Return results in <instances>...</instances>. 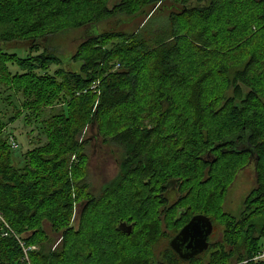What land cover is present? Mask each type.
Returning <instances> with one entry per match:
<instances>
[{
	"label": "trees",
	"instance_id": "trees-1",
	"mask_svg": "<svg viewBox=\"0 0 264 264\" xmlns=\"http://www.w3.org/2000/svg\"><path fill=\"white\" fill-rule=\"evenodd\" d=\"M111 1L0 0V84L22 99L14 119L67 106L23 166L0 109V264H29L18 239L38 247L30 264H264L254 260L264 225L256 236L253 223L264 215V0ZM143 13L136 31L115 24ZM87 25L103 31L77 47L79 70L47 74L63 63L56 39ZM7 46L42 50L20 58ZM89 125L121 152L98 193L79 138ZM246 156L255 186L234 216L222 201ZM199 213L223 223L224 237L184 261L169 241Z\"/></svg>",
	"mask_w": 264,
	"mask_h": 264
},
{
	"label": "rangeland",
	"instance_id": "rangeland-1",
	"mask_svg": "<svg viewBox=\"0 0 264 264\" xmlns=\"http://www.w3.org/2000/svg\"><path fill=\"white\" fill-rule=\"evenodd\" d=\"M116 1H111L112 6ZM150 10H148L149 12ZM153 13V12H151ZM150 14L143 13L137 15L130 21L126 22V18L114 19L119 24L118 29L125 31H136L138 28L143 27L151 18ZM123 20V21H120ZM112 23L107 22L101 24L104 29L115 26ZM99 28V27H98ZM93 28L86 26L80 29L68 30L61 34L55 42L59 45L62 54L60 57L63 60L61 65L50 64L46 68V73L55 75L59 69H69L71 71H78L81 63L76 62L73 59L76 53L77 47L87 37L88 31ZM103 31V28L95 29L96 32ZM106 30V29H105ZM91 34H94L92 32ZM42 48L35 51H31L28 46H13L5 47V51L10 54H17L20 58H28L40 53ZM8 69L15 74L16 72L21 73L17 64L9 63ZM21 96L15 94L13 91L6 89V86L0 84V109L2 112L1 118L6 124L4 134H8L9 142L13 148V160L17 166H23L25 161V155L29 150L41 145L47 141L45 132V121L53 122L50 120L52 115H56L61 110L66 111L67 106L63 102H58L53 108H45L43 114L39 117H33L31 122L25 120V116L15 118L16 111L21 108ZM13 119V120H12ZM82 141L87 140L86 154L88 155L87 162V173L88 179L91 183L92 190L96 193L112 179L116 177L120 169L121 152L118 148L104 143L103 139L98 136L97 128L93 125L87 126V128L80 134L79 137ZM249 157H245L246 163L241 166L242 168L237 171L235 177L227 191L225 199L222 201L223 210L234 216H239L245 209L244 202L246 197L250 194L255 186V168L254 161ZM83 206L78 205L75 211V226L78 227L80 223V217ZM178 220V219H177ZM214 221V231L210 236V243L215 244L223 240L225 225L219 220ZM181 223V222H180ZM253 223L256 225V236L260 235L262 226L264 225V215L255 217ZM56 240L54 246H57L60 242L59 237H54ZM264 247V240H263ZM209 253V252H208ZM210 254H206L205 258H208Z\"/></svg>",
	"mask_w": 264,
	"mask_h": 264
},
{
	"label": "water",
	"instance_id": "water-1",
	"mask_svg": "<svg viewBox=\"0 0 264 264\" xmlns=\"http://www.w3.org/2000/svg\"><path fill=\"white\" fill-rule=\"evenodd\" d=\"M120 228L128 233L132 230V226L125 222L120 225ZM213 231V220L209 216L199 213L192 216L170 239L169 245L182 260L190 261L209 249V237Z\"/></svg>",
	"mask_w": 264,
	"mask_h": 264
},
{
	"label": "built area",
	"instance_id": "built-area-1",
	"mask_svg": "<svg viewBox=\"0 0 264 264\" xmlns=\"http://www.w3.org/2000/svg\"><path fill=\"white\" fill-rule=\"evenodd\" d=\"M8 226V225H7ZM8 232H5L4 235H7ZM21 243V246L23 248V253H24V256H25V260H27L30 264V261H29V254L32 252V251H35L38 249V247L36 245H27L25 242H23L22 240L18 239ZM255 259H264V253L262 254H259L257 257H255Z\"/></svg>",
	"mask_w": 264,
	"mask_h": 264
},
{
	"label": "flooded vegetation",
	"instance_id": "flooded-vegetation-1",
	"mask_svg": "<svg viewBox=\"0 0 264 264\" xmlns=\"http://www.w3.org/2000/svg\"><path fill=\"white\" fill-rule=\"evenodd\" d=\"M87 26H89V27H90V25H87ZM85 27H86V26H85ZM91 28H92V27H91ZM93 31H95V30H93ZM93 31H92V30H91V31H88V33L86 34V35H87V37H89ZM209 239H210V237H209Z\"/></svg>",
	"mask_w": 264,
	"mask_h": 264
},
{
	"label": "bare ground",
	"instance_id": "bare-ground-1",
	"mask_svg": "<svg viewBox=\"0 0 264 264\" xmlns=\"http://www.w3.org/2000/svg\"><path fill=\"white\" fill-rule=\"evenodd\" d=\"M262 253H264V250H263V252H261V253H259V254H262ZM259 254H258V255H259ZM258 255H256L255 257H257ZM255 257H254V260H256V261L264 260V259H255Z\"/></svg>",
	"mask_w": 264,
	"mask_h": 264
}]
</instances>
